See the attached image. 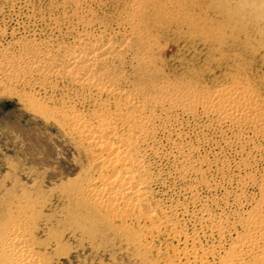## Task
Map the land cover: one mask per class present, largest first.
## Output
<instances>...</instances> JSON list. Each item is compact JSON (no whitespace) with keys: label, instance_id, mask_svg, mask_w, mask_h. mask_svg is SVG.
Returning a JSON list of instances; mask_svg holds the SVG:
<instances>
[{"label":"rangeland","instance_id":"1","mask_svg":"<svg viewBox=\"0 0 264 264\" xmlns=\"http://www.w3.org/2000/svg\"><path fill=\"white\" fill-rule=\"evenodd\" d=\"M119 32L127 36L130 80L143 92L153 93L154 86L166 83L173 92L197 96L245 90L264 105V0H0L4 48L32 41L37 48L44 43L61 54L81 39L108 40ZM17 48L7 55L20 54ZM37 80L26 86L0 76L6 82H0V228L20 222L17 226L27 236L23 247L37 264H206L184 255L193 245L192 237L198 234L196 245L205 248L224 242L202 235L201 218L191 215L207 205L216 215L233 217V206L224 205L222 198L232 203L241 193V179L249 184L251 199L260 197L263 143H242L207 119L174 112L168 131L158 135L157 154L150 155L157 176L152 193L167 211L188 208L190 214L182 210L178 216L187 223L191 239L169 238L163 229L154 232L150 221H138L137 210L125 222L102 208L99 213L75 190L90 185L95 176L99 164L92 160L94 150L80 135L68 134L27 106L33 104L31 94L44 99L35 92ZM74 89L67 88V95ZM53 98L48 92L45 105ZM247 132L254 134L255 129ZM194 161L201 165L203 177L182 174ZM207 180L214 188L203 184ZM16 210L22 215L13 216ZM0 264L11 262L0 259Z\"/></svg>","mask_w":264,"mask_h":264},{"label":"bare ground","instance_id":"2","mask_svg":"<svg viewBox=\"0 0 264 264\" xmlns=\"http://www.w3.org/2000/svg\"><path fill=\"white\" fill-rule=\"evenodd\" d=\"M121 33H112L108 40L81 39L64 52L62 48L57 49L62 51L61 54L44 43L37 48L32 41L5 48L0 46V71L3 72L0 76L4 75L11 84L21 82L26 86L37 77L35 92L43 94L44 99L49 92L56 98H53L55 102L47 106L43 98L31 94L33 104L27 106L43 119L55 121L68 134L80 135L83 143L93 148L95 157L92 160L99 164L95 168V176L90 185L80 186L82 190L75 187L83 197H88L89 206L99 213L102 209L107 210L114 217L124 219V222L133 214L131 212L137 210L138 221H150L154 232L163 229L169 232V238L179 240L186 236V240L191 239L185 228L187 223L178 216L182 210L190 214L188 208L185 206L180 212L172 207L167 211L161 208L159 200L153 198L152 185L157 176L150 167V155L157 154V146L161 144L159 133L168 131V121L173 120V113L177 112L192 120L207 119L210 126L230 131L242 143L264 144V105L245 90H219L210 96H197L188 92H173L174 89L166 83L154 86L153 93L143 92L130 80L128 73L132 60L125 44L127 36ZM17 47L21 48L20 54L7 55L8 50ZM71 86L75 87L74 96L66 92ZM250 127L255 129L254 134L247 132ZM166 156L169 154L166 153ZM182 170V174L196 172L200 176L202 171L201 165L196 162ZM239 182L241 193L233 197L232 203L227 202L228 193L224 194L226 198H222L224 205L233 206L230 211L233 217L220 213L216 215L207 205L191 215L201 218L199 231L202 235L209 233L224 243L208 245L210 248L202 247V244L198 246L195 242L198 234L194 235V231L193 245L191 243L192 246L184 253L186 257L196 256L206 264H264V183L257 182L260 197L251 199L247 194V181L241 179ZM203 184L213 187L208 180ZM78 196L80 201L81 196ZM12 215L21 216L22 212L16 210ZM19 223L11 221L5 227L1 226L0 259L11 264H37L35 256L23 247L27 236L17 226ZM209 258L218 259V262Z\"/></svg>","mask_w":264,"mask_h":264}]
</instances>
